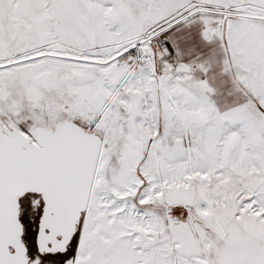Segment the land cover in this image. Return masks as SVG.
<instances>
[{"label":"snow or ice","instance_id":"snow-or-ice-1","mask_svg":"<svg viewBox=\"0 0 264 264\" xmlns=\"http://www.w3.org/2000/svg\"><path fill=\"white\" fill-rule=\"evenodd\" d=\"M0 264H264V0H0Z\"/></svg>","mask_w":264,"mask_h":264}]
</instances>
